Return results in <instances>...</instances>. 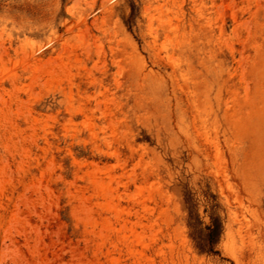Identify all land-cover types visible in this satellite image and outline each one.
I'll return each instance as SVG.
<instances>
[{"label": "rangeland", "instance_id": "obj_1", "mask_svg": "<svg viewBox=\"0 0 264 264\" xmlns=\"http://www.w3.org/2000/svg\"><path fill=\"white\" fill-rule=\"evenodd\" d=\"M0 264H264V0H0Z\"/></svg>", "mask_w": 264, "mask_h": 264}, {"label": "trees", "instance_id": "obj_2", "mask_svg": "<svg viewBox=\"0 0 264 264\" xmlns=\"http://www.w3.org/2000/svg\"><path fill=\"white\" fill-rule=\"evenodd\" d=\"M209 234L207 236V241L211 246L215 245L218 242L221 232L222 226L218 220H215L213 226L208 227Z\"/></svg>", "mask_w": 264, "mask_h": 264}]
</instances>
